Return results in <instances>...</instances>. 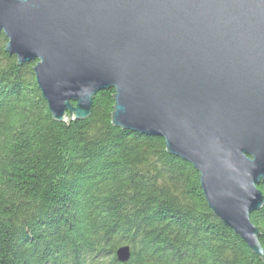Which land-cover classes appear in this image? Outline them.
<instances>
[{
    "label": "water",
    "instance_id": "water-1",
    "mask_svg": "<svg viewBox=\"0 0 264 264\" xmlns=\"http://www.w3.org/2000/svg\"><path fill=\"white\" fill-rule=\"evenodd\" d=\"M0 32L19 65L36 62L56 121L89 117L114 89L113 125L163 138L264 258L251 218L264 206V0H0Z\"/></svg>",
    "mask_w": 264,
    "mask_h": 264
},
{
    "label": "trees",
    "instance_id": "trees-1",
    "mask_svg": "<svg viewBox=\"0 0 264 264\" xmlns=\"http://www.w3.org/2000/svg\"><path fill=\"white\" fill-rule=\"evenodd\" d=\"M7 42L0 32V264H264L211 210L191 163L113 125L114 89L89 117L56 121L36 62L19 65ZM251 218L264 248V206Z\"/></svg>",
    "mask_w": 264,
    "mask_h": 264
}]
</instances>
